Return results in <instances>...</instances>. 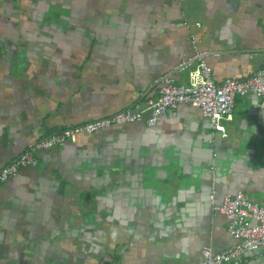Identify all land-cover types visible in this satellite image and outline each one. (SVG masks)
<instances>
[{
  "label": "crops",
  "instance_id": "crops-1",
  "mask_svg": "<svg viewBox=\"0 0 264 264\" xmlns=\"http://www.w3.org/2000/svg\"><path fill=\"white\" fill-rule=\"evenodd\" d=\"M198 54L217 85L264 72V0H0V170L156 97L162 76L188 84ZM222 125L179 105L37 153L0 186V264H196L233 247L213 206L242 193L264 208V99L236 96ZM238 261L264 264V246Z\"/></svg>",
  "mask_w": 264,
  "mask_h": 264
},
{
  "label": "built area",
  "instance_id": "built-area-1",
  "mask_svg": "<svg viewBox=\"0 0 264 264\" xmlns=\"http://www.w3.org/2000/svg\"><path fill=\"white\" fill-rule=\"evenodd\" d=\"M198 54L199 63L190 73L188 84L177 85L172 76L165 75L158 80V95L143 98L132 106L112 116L90 120L75 127L31 143L11 163L0 170V186L22 169L37 165L36 155L56 147L75 142L79 136L90 135L116 126L145 122L153 127L160 117L179 105L197 109L210 126L226 136L222 122L234 108L236 96L252 94L264 99V72H257L247 78H229L220 85L214 83L211 70ZM191 64L187 60L177 67L181 72ZM213 210L227 220V230L237 244L222 252L213 254L209 249L202 251V258L196 264H239V257L246 251H255L264 246V208L251 202L244 194L238 193L224 199Z\"/></svg>",
  "mask_w": 264,
  "mask_h": 264
},
{
  "label": "water",
  "instance_id": "water-1",
  "mask_svg": "<svg viewBox=\"0 0 264 264\" xmlns=\"http://www.w3.org/2000/svg\"><path fill=\"white\" fill-rule=\"evenodd\" d=\"M259 154H262L264 151V148L258 147L257 149H254V152H257ZM151 173V174H150ZM142 186L144 185V182L147 183L148 188L152 189L154 193H158V197L160 196H169L172 192V184L167 180V173L166 178L162 179L158 177L157 171L151 172L149 169L142 171ZM163 180V181H161ZM170 180V179H169Z\"/></svg>",
  "mask_w": 264,
  "mask_h": 264
},
{
  "label": "clouds",
  "instance_id": "clouds-1",
  "mask_svg": "<svg viewBox=\"0 0 264 264\" xmlns=\"http://www.w3.org/2000/svg\"><path fill=\"white\" fill-rule=\"evenodd\" d=\"M113 235L115 236V233H113Z\"/></svg>",
  "mask_w": 264,
  "mask_h": 264
}]
</instances>
